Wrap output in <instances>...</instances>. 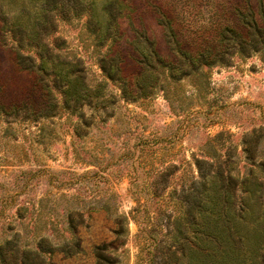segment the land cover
I'll return each mask as SVG.
<instances>
[{
	"label": "rangeland",
	"instance_id": "obj_1",
	"mask_svg": "<svg viewBox=\"0 0 264 264\" xmlns=\"http://www.w3.org/2000/svg\"><path fill=\"white\" fill-rule=\"evenodd\" d=\"M129 2L119 21L121 38L112 47L98 46L83 19L56 33L66 41V54L85 62L89 105L35 120L24 111L16 117L0 114V245L17 239L21 247L34 248L42 237L63 245L75 235L81 252L55 253L49 264H96L95 247L103 244L110 246L115 264H138L147 253L149 261L156 242L145 228L160 219L158 240L170 243L173 235L165 236L174 230L173 217L166 213L180 212L184 195L200 179L198 159L224 161L232 150L233 173L246 177L252 166L245 140L254 136L256 162L264 161V46L227 56L229 65H203L179 79L167 66L153 92L138 99L123 97L120 84L107 81L101 69L111 48L125 76L135 80L140 67L134 42L144 39L153 41L161 61L191 69L190 59L177 56L175 43L213 54L224 29L244 36L253 18L263 23L264 0ZM161 21L173 30L167 32ZM1 41L0 32L4 100L35 98L34 75L19 69L14 52ZM118 216L127 218L124 245L113 232Z\"/></svg>",
	"mask_w": 264,
	"mask_h": 264
},
{
	"label": "trees",
	"instance_id": "obj_2",
	"mask_svg": "<svg viewBox=\"0 0 264 264\" xmlns=\"http://www.w3.org/2000/svg\"><path fill=\"white\" fill-rule=\"evenodd\" d=\"M130 8L129 0H0L1 42L14 52L19 69L32 73L35 79V98L27 97L22 103L5 101L4 90L0 88V114L16 117L24 111L27 118L35 120L53 117L60 108L76 111L84 104L89 105L92 87L85 62L70 52L66 54V41L56 33L62 25L83 19L98 46L112 47L121 38L119 21ZM262 21L254 18L249 21L244 36L224 29L219 35L220 46L213 54L187 51L175 43L177 56L190 59L191 69L177 68L178 62L161 61L149 39L134 42L140 67L135 80L125 76L120 59L111 48L102 56L101 69L107 81L120 84L123 97L138 99L153 92L167 66L169 75L179 79L203 65H229L227 56L262 49ZM161 23L167 32L173 30L169 21ZM234 38L239 40L231 45ZM157 58L160 64L155 63ZM106 83L102 84V93ZM113 100L112 93L110 102ZM245 144L248 163L252 166L246 177L233 173L232 150L225 154L224 161H196L200 179L184 195L181 211L173 216L166 213L168 219L173 217L174 230L165 236L173 235L171 244L165 246L164 241L158 240L157 233L164 225L157 218L149 231L145 228V234L156 242L155 253L149 261V253L140 255L138 264H156L158 258L163 264H264V161L256 162V137L248 136ZM126 222L125 216L116 217L117 228L113 231L115 240L123 245ZM109 247L107 244L95 247L96 264L116 263L108 253ZM60 252L67 256L81 252L77 237L72 235L63 245L42 237L34 248L21 247L17 239L6 240L0 245V264H49L48 257Z\"/></svg>",
	"mask_w": 264,
	"mask_h": 264
}]
</instances>
